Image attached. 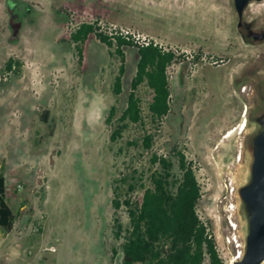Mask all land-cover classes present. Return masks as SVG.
I'll return each instance as SVG.
<instances>
[{
  "label": "rangeland",
  "instance_id": "obj_1",
  "mask_svg": "<svg viewBox=\"0 0 264 264\" xmlns=\"http://www.w3.org/2000/svg\"><path fill=\"white\" fill-rule=\"evenodd\" d=\"M244 18L264 27V0H252ZM93 19L133 27L169 50L187 46L188 57L232 51L235 61L189 64L187 89L180 93L184 69L173 64L171 112L159 129L149 123L152 148L130 143L143 133L139 124L111 141L105 118L112 105L117 116L126 107L138 54L136 47H124L123 86L116 95L119 56L112 57L93 33L79 63L70 38L82 21ZM237 21L234 0H0V173L9 205L22 213L11 230L0 227V264H122V239H115L112 228L115 192L123 199L135 184L140 196V184H149L157 169L150 162L154 153L170 156L178 174L174 146L193 162L203 193L198 213L229 262L230 221L237 223L240 241L247 235L239 189L251 177L250 143L257 129L249 96L247 113L236 123L241 88L231 76L243 79L248 90L263 84L264 93V42L234 38ZM9 57L22 65L7 70ZM139 92L150 121V90L142 85ZM231 127L237 128L226 138ZM118 213L127 225L124 208Z\"/></svg>",
  "mask_w": 264,
  "mask_h": 264
},
{
  "label": "trees",
  "instance_id": "obj_2",
  "mask_svg": "<svg viewBox=\"0 0 264 264\" xmlns=\"http://www.w3.org/2000/svg\"><path fill=\"white\" fill-rule=\"evenodd\" d=\"M93 33L108 46L112 57L118 55L121 60L113 82V91L119 95L125 73L124 47L136 46L132 41L118 36L113 51L114 42L108 35L97 32L92 23L83 22L70 36L76 45L79 63L83 60L82 45ZM137 54L136 72L130 82L126 107L117 116V108L112 105L105 121L112 127L111 141L122 137L130 124L141 125V137L130 143L139 144L141 141L143 149L149 150L155 136L148 127L149 123L159 129L171 112L169 68L179 58L172 49L164 50L153 43L139 47ZM21 65L14 57H9L5 62L7 70L17 69ZM142 85L150 90L146 104L150 121L144 116L143 97L139 92ZM171 151L175 152L178 161V174L174 172V161L170 156L154 153L150 162L157 165V169L151 173L149 184H140L142 194L135 196V184H130L131 194L123 199H120V193L115 192L112 228L115 239H122V264H204L206 261L209 264H225L217 249L213 231L198 213V203L203 193L193 162L176 146ZM121 208L129 216L127 225L118 213ZM21 214V211L15 212L9 205L6 178L0 173V227L11 230Z\"/></svg>",
  "mask_w": 264,
  "mask_h": 264
},
{
  "label": "water",
  "instance_id": "obj_3",
  "mask_svg": "<svg viewBox=\"0 0 264 264\" xmlns=\"http://www.w3.org/2000/svg\"><path fill=\"white\" fill-rule=\"evenodd\" d=\"M251 1L234 0L239 18L243 17L244 10ZM254 35L256 39H260L264 33L254 31ZM259 121L261 127L250 143L251 177L239 189L248 220L244 254L231 264H261L264 261V114Z\"/></svg>",
  "mask_w": 264,
  "mask_h": 264
},
{
  "label": "flooded vegetation",
  "instance_id": "obj_4",
  "mask_svg": "<svg viewBox=\"0 0 264 264\" xmlns=\"http://www.w3.org/2000/svg\"><path fill=\"white\" fill-rule=\"evenodd\" d=\"M236 28H237V33L234 36V38H236L238 36L250 44H257V43L264 42V36H263V38L256 39L255 38L256 35H254V31H259V32L264 33V27H258L256 25V21L253 19L252 20L245 19L244 13H243L242 18H239V16H238ZM232 42H234V41H232ZM180 47H182V49H179ZM227 49L231 51L230 48H227ZM172 50L176 53L177 57L179 58L178 59L179 61L175 62L174 64L176 66L182 67L184 69L183 76L179 77V85L177 87V91L179 93L181 91L184 92L187 89V80L188 79H186V77H184V75L185 74H186L185 76L190 75L189 67H188L189 64H191V63L198 64L201 60H204V62H211L215 66L227 65L229 63H233L235 61V57H236V54H234L232 51L230 53L223 52L220 55L212 54L210 56L203 55V53L201 51H199V52L196 51L194 55H192L191 57H188L187 53L190 52V50H188L187 46H182V45H177V46L173 47ZM198 56H199V58L195 62V59ZM185 57L187 60L185 59ZM187 78H188V76H187ZM231 80H232L231 82L234 85H238L239 89L241 88L240 92H239L240 94L238 95L240 97V102L237 104V107L241 108V117L236 120V123H240V121H242L243 115H245L247 113L248 104L245 101V99L247 98V96H249L250 98H253V104H254L253 107L255 108V114H253V116L251 117L250 120H251V122L256 124V127H257L256 133H257L261 127L259 119L264 114L263 84L261 85V87H258V88L256 87V85H252L251 90H248V87L244 83L243 79L240 78L239 80H235V78L233 76H231ZM194 88H195V86H194ZM257 98L259 99V101L257 100ZM244 109H245V111H244ZM245 125H246V122H245ZM244 126L242 128H240V132L243 130ZM236 128L237 127H235V128L231 127L230 129H228V132L226 133L225 137L228 134H229L228 137H230L235 132ZM228 137H226V138H228Z\"/></svg>",
  "mask_w": 264,
  "mask_h": 264
},
{
  "label": "built area",
  "instance_id": "obj_5",
  "mask_svg": "<svg viewBox=\"0 0 264 264\" xmlns=\"http://www.w3.org/2000/svg\"><path fill=\"white\" fill-rule=\"evenodd\" d=\"M83 22L92 23L95 26V30L97 32H102L108 35L114 42L115 47H116L115 44H116L117 37L120 36L127 40L132 41V43L136 46L137 49L139 47L153 43L155 45L161 46L164 50H169L168 48L164 47L158 40L130 26L121 25L117 23H108L104 19H93L92 21L86 20V21H82L81 23ZM18 188L22 189L23 185L18 184ZM230 226L232 227L233 232L232 234L227 236V243L229 246L234 245V250L231 251L229 262L228 263L225 262V264H231L233 261L241 259L243 257L244 248H245V243L243 241H240L238 238V235L236 234L237 223L230 221ZM36 230H39V228L37 227ZM216 246L220 253V256L223 259H225V253H223V250L220 249L218 245Z\"/></svg>",
  "mask_w": 264,
  "mask_h": 264
},
{
  "label": "bare ground",
  "instance_id": "obj_6",
  "mask_svg": "<svg viewBox=\"0 0 264 264\" xmlns=\"http://www.w3.org/2000/svg\"><path fill=\"white\" fill-rule=\"evenodd\" d=\"M245 125V124H244ZM229 136V134L226 136V137H228ZM240 245V244H239ZM262 264H264V261L262 262Z\"/></svg>",
  "mask_w": 264,
  "mask_h": 264
}]
</instances>
